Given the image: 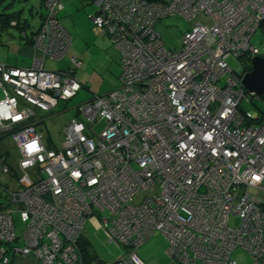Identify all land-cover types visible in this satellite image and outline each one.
<instances>
[{
    "label": "built area",
    "instance_id": "1",
    "mask_svg": "<svg viewBox=\"0 0 264 264\" xmlns=\"http://www.w3.org/2000/svg\"><path fill=\"white\" fill-rule=\"evenodd\" d=\"M90 1L95 27L122 54V83L77 106L59 147L38 129L41 114L83 85L79 58L64 69L46 65L72 45L59 20L63 0L45 2L32 64H0V138L11 136L20 152V176L1 158L14 189L2 186L0 264H84L79 239L94 212L109 213L106 235L127 248L114 264H145L137 250L158 231L171 264H238V247L264 264V116L241 107L255 96L244 74L264 57L253 42L264 27V0ZM174 15L200 17L179 51L168 50L156 29ZM99 121L105 126L96 134ZM16 212L26 224L23 246ZM235 215L239 227L230 223Z\"/></svg>",
    "mask_w": 264,
    "mask_h": 264
},
{
    "label": "rangeland",
    "instance_id": "2",
    "mask_svg": "<svg viewBox=\"0 0 264 264\" xmlns=\"http://www.w3.org/2000/svg\"><path fill=\"white\" fill-rule=\"evenodd\" d=\"M65 1V0H64ZM70 1V0H69ZM66 2H68L66 0ZM71 4H76L73 1ZM82 6V5H81ZM83 15L70 14L69 9L62 10V22L64 26L70 24L72 35V46L64 59L46 60L48 68L64 69L68 67L69 59L72 57L81 58L84 62L83 66L77 70V77L83 83V89L78 95L68 103H61L54 109L42 113L45 120L38 126L44 138L54 147H59L63 140V129L70 121L71 117L76 114V108L87 98L95 95H103L111 90L120 87L122 73V54L116 49L111 39L107 36V40L98 39V35L92 31L89 32L88 26H94L91 15L95 13L96 6L90 1L85 0L83 5ZM46 11L45 6H41V0H0L1 13H18L22 12V21H29L30 27H27V34L32 35L35 31L41 17L38 11ZM75 15L76 18H73ZM75 19V20H73ZM200 21V17L195 20H188L183 16L174 15L162 18L156 25L157 31L160 33L165 47L171 51H179L182 47L183 36L185 32L192 28L194 23ZM74 23V24H72ZM87 27V28H86ZM0 21V61L9 62L19 66L32 63L34 57V48L26 46L27 40L22 37L23 32L14 26L2 30ZM79 32L82 36L77 37L75 33ZM253 42L264 53V32L258 30L253 38ZM228 62L235 69L241 67V62L233 55L228 58ZM3 97L0 91V98ZM242 109L251 113H258L264 116V98L252 96L248 94V99L244 98L241 103ZM105 126L103 121H99L94 125V132L99 134ZM0 152L7 153L6 163L12 167H16L20 152L18 146L11 136L6 135L0 140ZM3 160L0 158V201L7 202L6 191L4 187L14 189L11 177L2 171ZM4 186V187H2ZM152 191L139 192L136 194L134 203H141L143 199ZM2 195V196H1ZM14 207V206H13ZM15 208V207H14ZM109 213L94 212L90 215L82 230V235L90 242V246L96 258L91 264H114L117 260L127 254L124 245L111 243L103 229L102 217ZM16 231L20 237L19 243L23 246L22 239L26 230V224L21 219V214H14ZM230 223L232 226L239 227L242 222L238 215L232 216ZM168 240L162 232L154 233L139 249V256L145 264H171L172 260L167 254ZM234 259L238 264H252V256L243 248L238 247L233 253ZM33 262V257L30 259ZM35 264H39L36 262Z\"/></svg>",
    "mask_w": 264,
    "mask_h": 264
},
{
    "label": "trees",
    "instance_id": "3",
    "mask_svg": "<svg viewBox=\"0 0 264 264\" xmlns=\"http://www.w3.org/2000/svg\"><path fill=\"white\" fill-rule=\"evenodd\" d=\"M41 2H42V6H45V8H46V4H45V2H46V0H41ZM62 11V10H61ZM60 11V12H61ZM23 12V11H22ZM22 12H18V13H14V14H11V13H1L0 14V21H1V29L2 30H5V29H7V28H9L10 26H14V27H18L22 32H24V31H26V29H27V27H29L30 26V23H29V21H22V15H21V13ZM37 13H39L40 14V11H38ZM47 14V8H46V11L45 12H43V13H41V16H42V22H41V25H42V23H43V20H44V17H45V15ZM59 20H60V22H61V17H60V13H59ZM62 23V22H61ZM41 25H40V27H39V29L33 34V36L31 35V36H29L28 34H27V32H25V33H23V35H22V37H24L26 40H27V43H30L31 45H32V47L34 48V45H33V41H34V38H35V36L37 35V33L39 32V30H40V28H41ZM262 31L264 32V27H263V29H262ZM36 52V55H40V53H39V51L38 50H36L35 51ZM69 52V51H68ZM262 52V51H261ZM68 54V53H67ZM67 54H66V56H67ZM262 54L264 55V53L262 52ZM65 56V57H66ZM64 57V58H65ZM63 58V59H64ZM70 60V59H69ZM32 62H33V59H32ZM0 64H7V63H1L0 62ZM32 63H30L29 65H31ZM7 65H11V64H7ZM29 65H27V66H29ZM12 66H18V67H25L24 65H22V66H19V65H12ZM82 67V66H81ZM80 67V68H81ZM78 70V69H77ZM77 70H76V75H77ZM79 79V78H78ZM83 87H84V85H82V88H81V90L83 89ZM80 90V91H81ZM79 91V92H80ZM112 91V90H111ZM78 92V93H79ZM110 92V91H109ZM108 92V93H109ZM108 93H106V94H108ZM78 95V94H77ZM105 95V94H104ZM100 96H102V95H100ZM95 96H93L91 99H93ZM75 98V97H74ZM73 98V99H74ZM263 98H264V96H263ZM72 99V100H73ZM88 100H90V99H88ZM71 101V100H70ZM70 101H68V102H70ZM85 101H87V100H85ZM84 101V102H85ZM68 102H63V103H68ZM62 103V102H61ZM60 103V104H61ZM44 121V120H43ZM42 121V122H43ZM2 138H0V140H1ZM7 156H8V154L7 153H1L0 152V158H3V157H5L6 159H7ZM7 175H9V174H7ZM17 176H20V172H18L17 173ZM0 194H2V192H1V190H0ZM2 196V195H1ZM6 198H7V196H5ZM4 204H6V202H4V201H0V207H2ZM79 247H80V251H81V255H82V258H83V260H84V264H91L92 263V260L93 259H95L96 258V255L94 254V252L92 251V249H91V246H90V242L87 240V239H85L84 238V236L82 235V233H81V235H80V239H79ZM125 247V246H124ZM126 248V247H125ZM127 249V248H126Z\"/></svg>",
    "mask_w": 264,
    "mask_h": 264
},
{
    "label": "crops",
    "instance_id": "4",
    "mask_svg": "<svg viewBox=\"0 0 264 264\" xmlns=\"http://www.w3.org/2000/svg\"><path fill=\"white\" fill-rule=\"evenodd\" d=\"M68 2H66V0L64 1L63 0V4H64V8H63V11L64 10H66L67 8L69 9V11H70V14H72V15H74V14H76V12L77 11H80V13H78L77 15H79V16H81L80 14H82L83 15V5H84V3H85V0H67ZM73 1L74 2H76V4H71V3H73ZM82 5V6H81ZM41 6H42V2H41ZM41 13H43V11L41 10L40 11V14H39V16L41 17V19H40V22H39V24H38V26H37V28H36V30L35 31H32V36H33V34L39 29V27H40V25H41V22H42V16H41ZM77 15H75L73 18H76V16ZM60 17H61V22H62V15L60 14ZM73 20H75V19H73ZM62 24H63V22H62ZM72 24H74V23H72ZM31 26V25H30ZM29 26V27H30ZM63 26H64V24H63ZM71 26H73V25H70V24H68V25H66V26H64L67 30H71ZM87 28V27H86ZM88 28H89V32L91 33L92 31H94L97 35H98V37H100V38H98V39H101L102 40V38L103 39H105V40H107V35L106 34H104L101 30H98L96 27H95V25L94 26H92V24H90L89 26H88ZM68 31V32H69ZM25 32H27V29H26V31H24L23 33H25ZM70 33V32H69ZM71 34V33H70ZM71 36H72V38H73V35L71 34ZM75 36H77V37H81L82 35L79 33V32H77L76 31V33H75ZM102 37V38H101ZM112 41V40H111ZM113 43V42H112ZM31 46L32 47V45L30 44V43H26V46ZM72 46V45H71ZM115 46V45H114ZM33 48V47H32ZM71 48V47H70ZM117 49V48H116ZM70 50V49H69ZM33 54H36V52L35 51H33ZM78 58V57H77ZM80 60H82L81 58H79ZM83 61V60H82ZM1 63H7V64H11V63H9V62H5V61H0ZM30 63H28V64H26V65H24V66H27V65H29ZM83 64H84V62H83ZM11 65H17V63L16 64H11ZM83 66V65H82ZM83 84V83H82ZM104 95V94H103ZM95 96H100V95H95ZM93 96H91V97H89V98H87L86 100H88V99H91ZM42 115V114H41ZM45 141L48 143V141L45 139ZM8 157V156H7ZM7 160V159H6ZM12 167V166H11ZM12 169L13 170H17L18 169V163H17V166L14 168V167H12ZM19 170V169H18ZM18 170H17V172H18ZM85 226V225H84Z\"/></svg>",
    "mask_w": 264,
    "mask_h": 264
},
{
    "label": "water",
    "instance_id": "5",
    "mask_svg": "<svg viewBox=\"0 0 264 264\" xmlns=\"http://www.w3.org/2000/svg\"><path fill=\"white\" fill-rule=\"evenodd\" d=\"M243 83L249 93H252L260 98L264 96L263 56L254 57L252 70L244 74Z\"/></svg>",
    "mask_w": 264,
    "mask_h": 264
}]
</instances>
